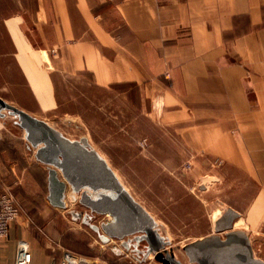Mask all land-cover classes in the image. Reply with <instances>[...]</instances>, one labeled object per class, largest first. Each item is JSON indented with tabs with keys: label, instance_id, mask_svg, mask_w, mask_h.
Masks as SVG:
<instances>
[{
	"label": "rangeland",
	"instance_id": "obj_1",
	"mask_svg": "<svg viewBox=\"0 0 264 264\" xmlns=\"http://www.w3.org/2000/svg\"><path fill=\"white\" fill-rule=\"evenodd\" d=\"M21 3L0 0V95L47 120L71 139L86 135L156 218L161 233L171 238L178 258L187 261L182 247L213 233L215 220L231 206L241 213L238 228L248 233L255 255L264 259V177L257 175L261 170L252 168L249 161L229 158L223 144L230 133L225 127L229 123L220 119L225 128L216 124L225 115L222 110L227 103L205 100L183 104L167 96L150 97L131 83L99 88L67 78L55 82L57 102L50 98L41 105L5 29V19L22 13ZM250 99L257 105L255 94ZM7 122L0 120V154L4 150L8 159L7 165L0 166V191L13 197L19 216L54 219L40 224L39 233L51 243L61 235L62 243L72 249L64 253L74 250L108 264H160L152 255L140 261L130 251L116 254L90 226L70 218L67 210L83 207L78 201L71 203L69 196L67 210L44 211L39 199L46 186V166L35 159L22 129L11 119ZM108 217L97 216L93 222L99 224ZM110 244L120 242L112 240Z\"/></svg>",
	"mask_w": 264,
	"mask_h": 264
},
{
	"label": "crops",
	"instance_id": "obj_2",
	"mask_svg": "<svg viewBox=\"0 0 264 264\" xmlns=\"http://www.w3.org/2000/svg\"><path fill=\"white\" fill-rule=\"evenodd\" d=\"M19 12L5 29L41 105L57 102L55 82L67 78L99 88L131 83L183 104L224 100L216 124L230 128L229 158L249 161L264 177V0H22ZM6 161L3 150L0 166ZM44 180L45 211L56 207L48 173ZM53 220L20 215L0 241V264H15L21 238L31 243V264H61L71 247L61 235L51 243L39 233Z\"/></svg>",
	"mask_w": 264,
	"mask_h": 264
},
{
	"label": "water",
	"instance_id": "obj_3",
	"mask_svg": "<svg viewBox=\"0 0 264 264\" xmlns=\"http://www.w3.org/2000/svg\"><path fill=\"white\" fill-rule=\"evenodd\" d=\"M9 119L22 129L35 159L46 166L51 205L67 210L68 196L78 201L83 208L67 210L70 218L90 226L116 254L130 251L140 261L152 255L160 264H264V259L255 255L248 233L235 228L241 213L231 206L215 220L213 233L182 247L187 261L178 258L171 238L161 233L156 218L86 135L71 139L47 120L0 95V120L7 125ZM105 215L109 217L99 224L93 222ZM112 240L120 244H110Z\"/></svg>",
	"mask_w": 264,
	"mask_h": 264
},
{
	"label": "built area",
	"instance_id": "obj_4",
	"mask_svg": "<svg viewBox=\"0 0 264 264\" xmlns=\"http://www.w3.org/2000/svg\"><path fill=\"white\" fill-rule=\"evenodd\" d=\"M19 208L15 204L13 197L8 192L0 191V241L8 237L11 224L19 216ZM31 243L21 238L17 243V253L15 264H31L32 262ZM61 264H108L88 259L80 254L65 251Z\"/></svg>",
	"mask_w": 264,
	"mask_h": 264
},
{
	"label": "bare ground",
	"instance_id": "obj_5",
	"mask_svg": "<svg viewBox=\"0 0 264 264\" xmlns=\"http://www.w3.org/2000/svg\"><path fill=\"white\" fill-rule=\"evenodd\" d=\"M4 127V126H3ZM68 191H69V188H68ZM69 193V192H67ZM71 200V199H70ZM66 201H67V205H71L69 202H68V197L66 198ZM72 201V200H71ZM63 210V209H62ZM238 225H239V220L235 222V228H238Z\"/></svg>",
	"mask_w": 264,
	"mask_h": 264
},
{
	"label": "trees",
	"instance_id": "obj_6",
	"mask_svg": "<svg viewBox=\"0 0 264 264\" xmlns=\"http://www.w3.org/2000/svg\"><path fill=\"white\" fill-rule=\"evenodd\" d=\"M73 252V251H72Z\"/></svg>",
	"mask_w": 264,
	"mask_h": 264
}]
</instances>
